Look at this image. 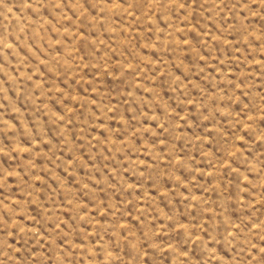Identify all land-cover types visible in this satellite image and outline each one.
I'll return each mask as SVG.
<instances>
[{
    "label": "rangeland",
    "instance_id": "1",
    "mask_svg": "<svg viewBox=\"0 0 264 264\" xmlns=\"http://www.w3.org/2000/svg\"><path fill=\"white\" fill-rule=\"evenodd\" d=\"M0 264H264V0H0Z\"/></svg>",
    "mask_w": 264,
    "mask_h": 264
}]
</instances>
